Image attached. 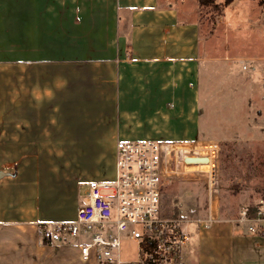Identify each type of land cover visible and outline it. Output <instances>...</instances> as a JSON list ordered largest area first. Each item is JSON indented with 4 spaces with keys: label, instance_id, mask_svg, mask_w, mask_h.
<instances>
[{
    "label": "crops",
    "instance_id": "obj_1",
    "mask_svg": "<svg viewBox=\"0 0 264 264\" xmlns=\"http://www.w3.org/2000/svg\"><path fill=\"white\" fill-rule=\"evenodd\" d=\"M197 14L175 0H0V76H19L0 77V264L97 263L94 253L83 259L79 238L43 241L37 230L76 218L81 184L110 180L78 176L73 206L62 198L60 156L87 153V139L109 138L112 175L118 140L202 141ZM77 71L91 76L78 89ZM76 107L97 108L110 132L77 130ZM171 169L166 188L196 181L175 160ZM204 177L201 225L179 264H264V220L251 232V222L224 217L220 189L210 200Z\"/></svg>",
    "mask_w": 264,
    "mask_h": 264
},
{
    "label": "rangeland",
    "instance_id": "obj_2",
    "mask_svg": "<svg viewBox=\"0 0 264 264\" xmlns=\"http://www.w3.org/2000/svg\"><path fill=\"white\" fill-rule=\"evenodd\" d=\"M175 2L181 6L182 11L187 7L190 12L195 8L198 13L195 17L200 23L201 45L205 59L201 68V140L213 141L220 146L218 179L224 200L223 216L240 219L244 209L257 207L259 201L264 199L263 193L257 191V186L264 188V9L260 8L259 0H235L224 6V14L218 16L211 7H199L198 0ZM216 2L223 4L224 0ZM2 75L1 78L5 76ZM18 77V74L10 76L6 74L4 81L18 83ZM85 77L91 78L77 71V89L83 84L79 82ZM92 78L99 83V75H92ZM78 95L77 90V100ZM98 112L99 110L93 107H87L85 110L76 107L77 130L83 129L85 132L101 130L102 136H106L111 130L112 123L109 117L107 122L105 118L101 123ZM108 139L99 138L97 146L94 139H87V148L84 149L87 153L77 152L60 156L61 166L66 167L60 173L61 183L64 182L61 196L67 206L72 207L77 200L78 176L85 178L100 172H109L111 175L109 179L114 178L111 174L114 155ZM225 142L235 144L231 151L234 161L232 167L228 165L222 169V154L227 152L223 145ZM206 162L208 163L207 159ZM178 163L180 171L185 168L186 172L189 171L188 175H192L196 181H193L194 184L181 183L180 177L174 179L165 188V205L168 213L173 214L174 207L177 206L176 213L180 217L197 221L195 217L203 214L206 207L205 185L198 180L203 176V170L207 169V165L187 167V164L196 163L183 164L179 160ZM234 174L239 177H232ZM233 181L238 185L236 190L231 189ZM87 188L88 185L85 183L79 187V200L82 204L86 201ZM200 225L194 222L187 228L190 239L192 229ZM78 240L87 239L85 237ZM134 254L135 245L125 243L123 257L131 258ZM92 260L96 263L95 259Z\"/></svg>",
    "mask_w": 264,
    "mask_h": 264
},
{
    "label": "built area",
    "instance_id": "obj_3",
    "mask_svg": "<svg viewBox=\"0 0 264 264\" xmlns=\"http://www.w3.org/2000/svg\"><path fill=\"white\" fill-rule=\"evenodd\" d=\"M220 146L213 141L174 144L153 140H118L115 175L112 180L88 183L86 201L69 222H39L43 241L82 240L81 253L97 264H179L190 241L186 220L168 213L164 201L166 184L173 177V160L185 163L188 157L206 158L204 170L210 200L219 192L218 156ZM178 158V159H177ZM177 159V161H176ZM177 167V165H176ZM102 191H110L103 194ZM239 221H248L251 232L264 220V199L256 213L241 212ZM135 245L131 258L123 257V246Z\"/></svg>",
    "mask_w": 264,
    "mask_h": 264
},
{
    "label": "trees",
    "instance_id": "obj_4",
    "mask_svg": "<svg viewBox=\"0 0 264 264\" xmlns=\"http://www.w3.org/2000/svg\"><path fill=\"white\" fill-rule=\"evenodd\" d=\"M234 1L235 0H224V3L222 4V3L216 2V0H198V5H199V7H202V8L211 7V8H213L216 15L220 16V15L224 14V6H227ZM259 5L264 8V0H259ZM223 145L226 147L227 152L222 154V160H221L222 169L228 167V165L232 167L233 161H234V156H233V153L231 151H232V148H234L233 146L235 144L234 143L228 144L225 142ZM232 177L238 178L239 176L234 174ZM236 185H237L236 182L233 181L231 189L236 190V188L238 186V185L237 186ZM257 191L262 192L264 195L263 186L262 187L257 186ZM250 212H251V215H254L256 213V207L255 206L250 207Z\"/></svg>",
    "mask_w": 264,
    "mask_h": 264
},
{
    "label": "water",
    "instance_id": "obj_5",
    "mask_svg": "<svg viewBox=\"0 0 264 264\" xmlns=\"http://www.w3.org/2000/svg\"><path fill=\"white\" fill-rule=\"evenodd\" d=\"M205 159L206 158H193V157H188L185 159L186 162L189 163H196V164H201V163H205Z\"/></svg>",
    "mask_w": 264,
    "mask_h": 264
}]
</instances>
